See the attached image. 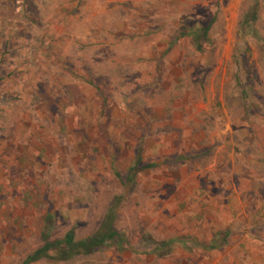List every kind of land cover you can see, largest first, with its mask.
Wrapping results in <instances>:
<instances>
[{
  "label": "rangeland",
  "instance_id": "1",
  "mask_svg": "<svg viewBox=\"0 0 264 264\" xmlns=\"http://www.w3.org/2000/svg\"><path fill=\"white\" fill-rule=\"evenodd\" d=\"M257 2L248 33L252 0H0V264L47 213L80 239L111 200L107 247L31 264H264Z\"/></svg>",
  "mask_w": 264,
  "mask_h": 264
},
{
  "label": "trees",
  "instance_id": "2",
  "mask_svg": "<svg viewBox=\"0 0 264 264\" xmlns=\"http://www.w3.org/2000/svg\"><path fill=\"white\" fill-rule=\"evenodd\" d=\"M252 1L254 10L252 9L253 11L250 13L249 11L243 12V15L241 16L240 29H244V31L249 30L254 22L258 20V2L257 0ZM209 30L210 24H207V26L200 28L201 34L199 37L203 38V40H195V34L193 38L191 37V42L193 41V44L195 46H187V48L192 47L197 54L203 53L205 46H202V44L206 40L205 38L207 37V33ZM241 30L240 32H242ZM248 33H251V30H249ZM168 48L170 49L171 46H169ZM69 74L73 77H78L77 74H75L71 70L69 71ZM88 84L98 89L93 82L89 81ZM66 128V126H62L61 131ZM86 139V137L83 138L84 141ZM20 156L21 159L23 156ZM140 163L141 158L140 156H138L136 165L128 170L125 175H122V173L118 171L115 172L116 178L120 180L123 186H127L131 182H133L132 180L135 176V173L139 172L140 169H142V167H140V169L137 168V165H140ZM29 193L30 192L25 191L24 196ZM34 204L35 202L32 203V205ZM116 206V202L114 200H111L103 216L101 217L98 226L96 227V229H94V232L80 239L76 238L73 229L67 230L60 236L53 237L51 233L53 228L52 225L54 224L53 215L50 212L47 213L46 216L42 219L39 245L35 249L29 251L24 257H22L19 264H31L44 258H53L57 261L64 262L74 256L88 255L96 249L107 247L109 243L118 236V233L113 226Z\"/></svg>",
  "mask_w": 264,
  "mask_h": 264
}]
</instances>
